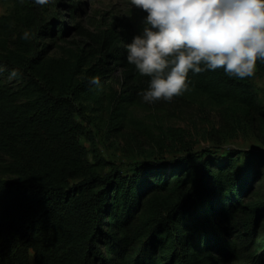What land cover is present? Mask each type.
Listing matches in <instances>:
<instances>
[{
  "label": "trees",
  "instance_id": "1",
  "mask_svg": "<svg viewBox=\"0 0 264 264\" xmlns=\"http://www.w3.org/2000/svg\"><path fill=\"white\" fill-rule=\"evenodd\" d=\"M12 5L0 16V264H264V151L183 143L131 175L97 152L91 161L80 112L130 145L150 80L127 61L138 32L69 28L61 3ZM256 67L264 73V61ZM175 98L206 99L223 130L249 125L264 144V107L248 77L190 71Z\"/></svg>",
  "mask_w": 264,
  "mask_h": 264
},
{
  "label": "clouds",
  "instance_id": "2",
  "mask_svg": "<svg viewBox=\"0 0 264 264\" xmlns=\"http://www.w3.org/2000/svg\"><path fill=\"white\" fill-rule=\"evenodd\" d=\"M130 2L146 13L142 30L125 45L128 63L150 77L139 94L145 103L180 96L188 90L190 71L223 69L244 79L255 74L257 60L264 61V0Z\"/></svg>",
  "mask_w": 264,
  "mask_h": 264
},
{
  "label": "rangeland",
  "instance_id": "3",
  "mask_svg": "<svg viewBox=\"0 0 264 264\" xmlns=\"http://www.w3.org/2000/svg\"><path fill=\"white\" fill-rule=\"evenodd\" d=\"M48 1L52 8H57L56 3L64 5L58 6V11L69 28H73L76 22L86 31L106 27L119 30L128 27L129 30L139 33L146 16V13L133 6L130 0ZM70 5L75 6L77 10L74 21H71L72 13L67 9ZM12 6V0H0V16L8 13ZM90 18L91 21L88 22ZM68 39L80 45L83 42V38L72 31ZM248 81L264 107V73L256 67L255 74L248 77ZM131 119L128 129L132 139H129L130 145H127L107 134L90 114L80 112L77 120L92 138L91 141L82 139L81 144L90 151L91 161L93 152H97L101 159L123 174L131 175L140 164L153 161L155 152L162 154L164 160L172 159L183 143L193 145L195 151L210 150L219 154L241 150L264 151V144L249 125L234 127V123L230 122L232 129L223 130L218 111L204 98H200L195 104L178 98L170 102L160 100L159 103H145L142 100V106L132 113ZM30 264H35L33 257Z\"/></svg>",
  "mask_w": 264,
  "mask_h": 264
}]
</instances>
